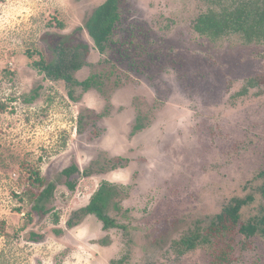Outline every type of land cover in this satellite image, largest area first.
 Here are the masks:
<instances>
[{"label":"rangeland","instance_id":"374dc122","mask_svg":"<svg viewBox=\"0 0 264 264\" xmlns=\"http://www.w3.org/2000/svg\"><path fill=\"white\" fill-rule=\"evenodd\" d=\"M239 1L126 0L101 54L86 24L107 0H0V264H212L220 245L180 254L175 242L237 198H254L242 220L264 214V39L194 30ZM60 42L89 47L75 78L98 76L100 89L74 101L35 68ZM104 183L128 229L95 216L68 229ZM232 248L222 264H264V235Z\"/></svg>","mask_w":264,"mask_h":264},{"label":"trees","instance_id":"16d2710c","mask_svg":"<svg viewBox=\"0 0 264 264\" xmlns=\"http://www.w3.org/2000/svg\"><path fill=\"white\" fill-rule=\"evenodd\" d=\"M126 0H107L98 8L86 24L90 36L93 38L98 51L103 54L113 36L116 26L121 21V9ZM61 26V25H60ZM194 30L200 36L212 40L223 38L230 34H239L247 42L264 39V0H240L236 6H222L219 10H209L202 14L195 22ZM89 47L83 43L60 42L54 49L55 59L48 63L43 58L34 63L41 73L51 81H63L68 89V96L76 100L75 92L80 88L84 93L92 89H100L102 81L98 76H91L80 82L75 78L77 72L89 65ZM250 86L260 85L257 80L248 81ZM144 129L142 117L136 119L133 133L137 134ZM123 168L124 165L114 164L111 169ZM77 168L64 171L69 177ZM96 173V172H95ZM84 175L89 177L92 172L85 171ZM264 175V174H263ZM34 184L43 187V180L35 178ZM71 190L74 184L69 185ZM55 184H50L41 190L37 196V204L33 208L43 212L42 203L49 201L54 191ZM118 192L110 184L104 183L93 196L88 206L72 213L67 222L68 229L79 226L87 217L95 216L103 223V229L108 231L114 228L127 230L125 224H121L117 218L110 215V208L118 207ZM254 202L252 196L237 198L225 207L221 213L214 216L206 225H196L190 229L179 241L175 242L180 254L194 251L199 247L219 246L213 253L212 264L229 262L237 236H244L247 240L256 235H264V214L254 216L247 221L242 220L243 210ZM116 264H124V259Z\"/></svg>","mask_w":264,"mask_h":264}]
</instances>
